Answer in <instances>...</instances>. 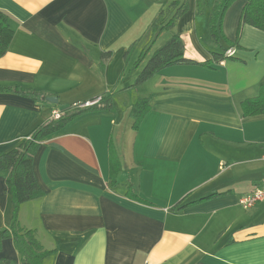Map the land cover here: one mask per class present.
Returning a JSON list of instances; mask_svg holds the SVG:
<instances>
[{
    "label": "crops",
    "instance_id": "crops-1",
    "mask_svg": "<svg viewBox=\"0 0 264 264\" xmlns=\"http://www.w3.org/2000/svg\"><path fill=\"white\" fill-rule=\"evenodd\" d=\"M168 1L0 0L13 31L0 57V153L54 110L113 92L111 108L76 115L37 147L33 173L44 194L17 216L54 250L43 264H264V200L239 203L264 177V114L245 117L239 105L264 82V31L244 24L239 46L215 62L216 42L234 40L246 0L229 4L216 42V0H179L186 10L153 36ZM173 33L187 58L208 64L171 65L133 84ZM147 96L134 127L132 105ZM6 174L0 227L13 208ZM0 258L20 264L11 239Z\"/></svg>",
    "mask_w": 264,
    "mask_h": 264
},
{
    "label": "trees",
    "instance_id": "trees-1",
    "mask_svg": "<svg viewBox=\"0 0 264 264\" xmlns=\"http://www.w3.org/2000/svg\"><path fill=\"white\" fill-rule=\"evenodd\" d=\"M233 0H216L210 14V33L215 42L219 38V27L223 14ZM187 8L185 1L169 0L160 8L157 16L151 23V32L156 36L164 29H172L174 22ZM9 15L0 9V57L6 53L13 36V31L8 23ZM248 24L264 31V0H246L239 17L234 40L226 41L221 50L213 51V60L219 62L230 57V50L239 46L238 38L241 28ZM108 51L102 53L105 58ZM208 64L206 61L198 62L184 55V44L179 35L173 33L162 45L157 47L146 59L140 68L133 84H139L148 78L161 73L165 68L179 64ZM4 90H13L33 99L44 100L47 96L44 92L21 86H8ZM109 91L102 94L97 103L86 107L71 106L64 110L59 118H51L44 124L37 125L32 131L20 137L17 143L9 150L0 153V172H6L5 190L12 201V215L10 220L0 227V250L3 240L11 239L20 259V264H43L45 257L54 250L46 249L40 243L33 229L23 227L18 220V208L26 201L39 199L43 191L39 187L33 173V158L41 141L58 132L63 125L76 115L85 111H98L111 108V96ZM97 98V97H96ZM95 99V98H94ZM93 100V99H92ZM83 103V102H82ZM240 111L243 116L264 114V82L258 87L257 94L240 101ZM149 97H140L131 108L134 127L141 121L149 110ZM135 198L140 199L137 195ZM145 201V200H143ZM184 206V205H183ZM0 264H15L8 258H0Z\"/></svg>",
    "mask_w": 264,
    "mask_h": 264
},
{
    "label": "built area",
    "instance_id": "built-area-1",
    "mask_svg": "<svg viewBox=\"0 0 264 264\" xmlns=\"http://www.w3.org/2000/svg\"><path fill=\"white\" fill-rule=\"evenodd\" d=\"M100 100V97H97L93 100L90 101H85L84 103H79L75 104L73 106H78V107H86L89 105H92L94 103H97ZM60 117V112L54 110L52 118H59ZM264 200V177L262 179V184L258 187H256L253 191L242 195L239 198V203L241 204L242 207L244 208H250L254 206L257 202H261Z\"/></svg>",
    "mask_w": 264,
    "mask_h": 264
},
{
    "label": "water",
    "instance_id": "water-1",
    "mask_svg": "<svg viewBox=\"0 0 264 264\" xmlns=\"http://www.w3.org/2000/svg\"><path fill=\"white\" fill-rule=\"evenodd\" d=\"M46 100H47L49 103H56V102H57V98H56V97H53V96H48V97H46Z\"/></svg>",
    "mask_w": 264,
    "mask_h": 264
}]
</instances>
